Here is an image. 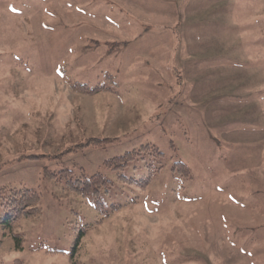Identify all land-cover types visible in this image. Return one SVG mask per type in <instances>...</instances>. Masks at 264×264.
Instances as JSON below:
<instances>
[{"label": "rangeland", "instance_id": "obj_1", "mask_svg": "<svg viewBox=\"0 0 264 264\" xmlns=\"http://www.w3.org/2000/svg\"><path fill=\"white\" fill-rule=\"evenodd\" d=\"M98 172L103 213L68 183ZM2 187L41 213L0 264H264V0H0Z\"/></svg>", "mask_w": 264, "mask_h": 264}, {"label": "trees", "instance_id": "obj_2", "mask_svg": "<svg viewBox=\"0 0 264 264\" xmlns=\"http://www.w3.org/2000/svg\"><path fill=\"white\" fill-rule=\"evenodd\" d=\"M72 87L78 91L85 94H95L100 91H111L112 89L107 86H97V87H89L88 84H74ZM112 139H92L89 144L97 145L101 142H111ZM154 152L157 156L162 155L160 150L151 144H145L140 146L139 148L133 149L132 151H128L123 155L113 157L105 161L106 168L110 170H115L118 172L124 171L130 163L138 160H145L147 154ZM147 166L153 167L151 163H146ZM176 166H179L182 174L187 178L191 177V170L189 167L182 163H175ZM162 166L159 167V169ZM175 166L173 167V169ZM62 173H71V170L66 169L62 170ZM155 173V172H150ZM56 176V174H55ZM65 176V175H63ZM125 177L119 174V178ZM68 179V183L72 190L75 191L76 194L81 195L83 197H92L96 200L97 209L103 213L105 204L103 202L104 197L110 196L111 191L113 189L112 181H110L104 174L98 172L93 174L90 177L86 175H82L77 178V180L73 181L71 176ZM128 179V178H127ZM132 181H136L134 178H131ZM148 181L147 179H145ZM41 197L40 194L34 189L21 187V188H11V187H2L0 188V217L5 215L6 219H20L22 217H37L41 213L40 207ZM135 202V200H133ZM114 211L119 210L123 205L122 204H113ZM110 212H106V217L109 216ZM1 219V218H0ZM51 252L56 253L60 252L58 250H52ZM15 264H22V262H15Z\"/></svg>", "mask_w": 264, "mask_h": 264}]
</instances>
